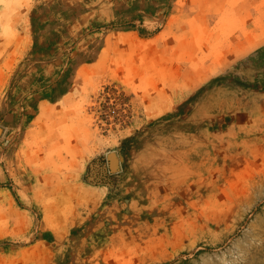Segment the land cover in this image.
<instances>
[{
  "label": "rangeland",
  "instance_id": "374dc122",
  "mask_svg": "<svg viewBox=\"0 0 264 264\" xmlns=\"http://www.w3.org/2000/svg\"><path fill=\"white\" fill-rule=\"evenodd\" d=\"M0 264H264V0H0Z\"/></svg>",
  "mask_w": 264,
  "mask_h": 264
},
{
  "label": "crops",
  "instance_id": "0c3cea01",
  "mask_svg": "<svg viewBox=\"0 0 264 264\" xmlns=\"http://www.w3.org/2000/svg\"><path fill=\"white\" fill-rule=\"evenodd\" d=\"M80 130V133H86V131L84 130V129H82V128H80L79 129ZM85 135V134H84ZM70 140V139H69ZM65 140V142L64 143H68V144H71L72 143V140ZM82 141V140H81ZM72 145V144H71ZM84 146V143L82 142L81 144H80V147L82 148Z\"/></svg>",
  "mask_w": 264,
  "mask_h": 264
},
{
  "label": "trees",
  "instance_id": "16d2710c",
  "mask_svg": "<svg viewBox=\"0 0 264 264\" xmlns=\"http://www.w3.org/2000/svg\"><path fill=\"white\" fill-rule=\"evenodd\" d=\"M91 169V168H90ZM87 179V178H86Z\"/></svg>",
  "mask_w": 264,
  "mask_h": 264
}]
</instances>
